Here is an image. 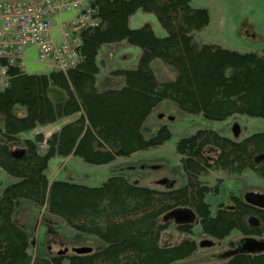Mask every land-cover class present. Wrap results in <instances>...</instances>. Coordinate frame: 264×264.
Returning a JSON list of instances; mask_svg holds the SVG:
<instances>
[{"label":"trees","instance_id":"obj_1","mask_svg":"<svg viewBox=\"0 0 264 264\" xmlns=\"http://www.w3.org/2000/svg\"><path fill=\"white\" fill-rule=\"evenodd\" d=\"M90 8L96 25L78 31L76 66L27 74L0 59L9 76L8 86L0 90V170L14 179L0 195V264H175L197 251L191 238L173 247L159 246L161 232L172 221L167 215L178 210H190L193 225L199 223L201 232L214 240L233 231L245 236L264 233V210L238 197H230L231 206L218 205L212 215L205 198L219 189L201 180L211 171L240 175L251 170L264 182V132L238 141L201 129L179 140L176 151L186 182L177 189L141 187L122 175L109 177L99 187L48 179V163L56 156L105 165L162 145L171 137L167 126L150 138L144 137L143 127L166 100L211 121L236 114L264 119V52L240 53L198 42L196 34L209 23L207 9L193 8L191 0H92ZM137 11L154 14L166 35L157 37L148 23L131 29L129 18ZM121 42L140 49L137 65L115 72L124 79L121 88L99 91V52L102 46ZM155 60L175 70L172 81L158 83L151 69ZM51 86L64 91L66 99L52 101ZM17 106L26 110L24 116L17 114ZM66 118L73 119L47 139L42 133L22 138ZM23 201L45 207L104 246L88 254L33 258L25 226L13 220ZM251 216L260 226L249 225ZM176 225L193 235V225ZM226 264H264V253L235 254Z\"/></svg>","mask_w":264,"mask_h":264},{"label":"rangeland","instance_id":"obj_2","mask_svg":"<svg viewBox=\"0 0 264 264\" xmlns=\"http://www.w3.org/2000/svg\"><path fill=\"white\" fill-rule=\"evenodd\" d=\"M191 6L205 8L209 14L208 25L195 36L198 42L215 44L240 53L264 52V0H191ZM74 14V11L63 13V17L68 18ZM145 16H147L146 20L139 19L138 15H135L129 27L137 29L148 23L157 37H164L166 32L156 16L148 13ZM139 56L140 49L125 42L102 46L96 62L99 67L97 89L105 91L121 88L124 79L115 72L119 69L134 68ZM22 65L27 74H48L52 71L38 62L36 52L27 55ZM151 69L158 83L172 81L176 75L172 67L160 60L153 61ZM48 97L54 102L63 101L66 99V93L51 86ZM21 109L23 110L20 112ZM16 111L20 116H24L26 112L19 106L16 107ZM161 126L168 127L171 137L158 147L138 151L128 157H118L105 165L88 164L74 156H56L48 163L47 177L50 181H66L88 187H99L109 177L122 175L141 187L156 190L177 189L186 182L180 163L181 156L176 151L179 140L191 136L198 130L208 129L239 141L252 134L264 132V119L236 114L224 121H211L202 115L184 113L174 103L166 100L154 109L145 122L144 137L150 138ZM30 132L32 131L24 134L29 136ZM46 133L48 132L43 134L44 138L48 137ZM40 147L43 149L45 142ZM41 153L44 151L42 150ZM209 155L214 157L216 151H210ZM201 180L219 189L218 194L209 193L205 198L212 215L216 213L220 204L224 207L231 206L232 196L244 200L247 192L264 194L263 180L251 170H245L240 175L211 171L208 175L202 176ZM13 182L12 177L0 170V195L2 190ZM19 208L13 220L20 227L25 226L30 237V252L33 258L55 255L65 248L68 249L67 253L71 254L70 249L73 247L89 246L97 250L104 246L98 238L81 234L60 218L47 213L45 207H37L23 201ZM176 226L171 221L161 232L159 246L173 247L182 240L191 238L197 244V251L188 259L175 264H226L228 259L226 253L236 248L240 239L249 237L233 231L229 236L218 241L205 236L201 232L199 223L193 225V235L180 232ZM251 237L264 240V233Z\"/></svg>","mask_w":264,"mask_h":264},{"label":"built area","instance_id":"obj_3","mask_svg":"<svg viewBox=\"0 0 264 264\" xmlns=\"http://www.w3.org/2000/svg\"><path fill=\"white\" fill-rule=\"evenodd\" d=\"M90 0H6L0 1V59L20 66L28 50H35L38 62L51 69L66 71L79 62L78 31L96 25ZM87 5V6H86ZM76 12L68 21L63 13ZM59 20L61 41L53 36ZM9 84L6 67H0V89Z\"/></svg>","mask_w":264,"mask_h":264},{"label":"water","instance_id":"obj_4","mask_svg":"<svg viewBox=\"0 0 264 264\" xmlns=\"http://www.w3.org/2000/svg\"><path fill=\"white\" fill-rule=\"evenodd\" d=\"M244 202L253 207L264 210V194L255 193V192H247L244 195ZM174 220L175 223H190L191 225L194 223L195 217L194 214L190 210H178L173 211L167 215ZM248 223L250 226H259L260 222L254 216L248 218ZM93 251L92 247H73L70 249V252L74 254H88ZM68 249H64L58 251L57 254L67 253ZM237 253H245V254H261L264 253V240L256 237H244L240 239L237 243L236 248L231 249L226 253L228 257L231 255H235Z\"/></svg>","mask_w":264,"mask_h":264},{"label":"crops","instance_id":"obj_5","mask_svg":"<svg viewBox=\"0 0 264 264\" xmlns=\"http://www.w3.org/2000/svg\"><path fill=\"white\" fill-rule=\"evenodd\" d=\"M135 15H138V17H139V19H144V20H146L147 19V16H145L146 15V13H144V12H140V11H137L134 15H132L130 18H129V26H131L130 25V21H131V19L133 18V17H135ZM74 17V15L73 16H70V17H68V18H64L63 16L60 18L61 20L60 21H63V22H65V21H68L69 20V18H73ZM59 24H60V22H59V20L57 19V20H55V24H54V30L52 31V34H53V36L56 38V40L57 41H61V36H60V32H59ZM33 52H35V50H33V49H31V50H28L27 51V55H29L30 53H33ZM44 66V65H43ZM46 68H48V69H50V70H52L51 68H49V67H47V66H45ZM73 118H66V119H63V120H61L60 122H57L56 124H52V125H48V126H45V127H37V128H35L34 130H32V132H30L28 135L29 136H27V134H23L22 135V138H33L37 133H42V134H45V132H48V133H46L47 134V136L49 137L53 132H55V131H57L61 126H63L64 124H66L67 122H69V121H71ZM47 137V138H48Z\"/></svg>","mask_w":264,"mask_h":264},{"label":"flooded vegetation","instance_id":"obj_6","mask_svg":"<svg viewBox=\"0 0 264 264\" xmlns=\"http://www.w3.org/2000/svg\"><path fill=\"white\" fill-rule=\"evenodd\" d=\"M179 224H185V223H179ZM260 226V225H259ZM237 254H241V253H237ZM245 254V253H244ZM247 255H255V254H247ZM232 256H234V255H231L230 257H228V258H231Z\"/></svg>","mask_w":264,"mask_h":264}]
</instances>
